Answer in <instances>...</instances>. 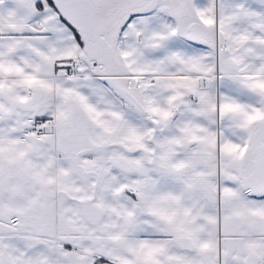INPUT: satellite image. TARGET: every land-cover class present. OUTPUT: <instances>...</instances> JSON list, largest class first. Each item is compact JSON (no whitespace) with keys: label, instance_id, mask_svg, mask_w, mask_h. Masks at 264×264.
<instances>
[{"label":"snow or ice","instance_id":"snow-or-ice-1","mask_svg":"<svg viewBox=\"0 0 264 264\" xmlns=\"http://www.w3.org/2000/svg\"><path fill=\"white\" fill-rule=\"evenodd\" d=\"M0 264H264V0H0Z\"/></svg>","mask_w":264,"mask_h":264}]
</instances>
